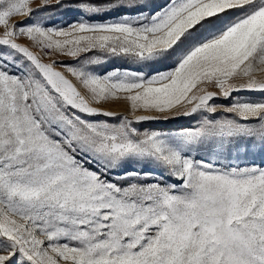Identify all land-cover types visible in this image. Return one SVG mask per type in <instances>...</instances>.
<instances>
[{
    "label": "snow or ice",
    "instance_id": "snow-or-ice-1",
    "mask_svg": "<svg viewBox=\"0 0 264 264\" xmlns=\"http://www.w3.org/2000/svg\"><path fill=\"white\" fill-rule=\"evenodd\" d=\"M0 264H264V0H0Z\"/></svg>",
    "mask_w": 264,
    "mask_h": 264
},
{
    "label": "rangeland",
    "instance_id": "rangeland-1",
    "mask_svg": "<svg viewBox=\"0 0 264 264\" xmlns=\"http://www.w3.org/2000/svg\"><path fill=\"white\" fill-rule=\"evenodd\" d=\"M218 103H227V101L219 100ZM102 108L106 111H112L119 114H126L128 112V105L123 100H112L102 105ZM183 122V121H181ZM149 127H165V125H148ZM176 125L173 123H169L166 127L172 128ZM262 157L258 154L255 156V160L259 162Z\"/></svg>",
    "mask_w": 264,
    "mask_h": 264
}]
</instances>
